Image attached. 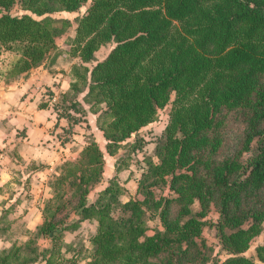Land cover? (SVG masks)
I'll use <instances>...</instances> for the list:
<instances>
[{
    "label": "trees",
    "instance_id": "1",
    "mask_svg": "<svg viewBox=\"0 0 264 264\" xmlns=\"http://www.w3.org/2000/svg\"><path fill=\"white\" fill-rule=\"evenodd\" d=\"M87 2L75 25L54 16ZM15 6L22 13H12ZM0 12V56L18 55L9 79L53 65L57 38L74 25L71 98L54 107L72 122L70 110L83 113L84 103L99 112L117 171L139 162L148 143L141 131L167 112L153 154L140 161L135 196L122 199L115 174L89 198L105 164L90 141L51 180L54 196L35 236L1 250L0 264H264V244L246 254L264 224V0H0ZM233 110L246 124L244 138L221 158ZM213 205L216 220L208 219ZM87 219L97 221L90 248L65 242ZM207 226L216 228L218 251Z\"/></svg>",
    "mask_w": 264,
    "mask_h": 264
},
{
    "label": "crops",
    "instance_id": "2",
    "mask_svg": "<svg viewBox=\"0 0 264 264\" xmlns=\"http://www.w3.org/2000/svg\"><path fill=\"white\" fill-rule=\"evenodd\" d=\"M104 57L98 58L96 54L97 60ZM17 58L18 55L9 51L0 56V251L21 245L35 236L45 220L46 204L54 196L51 180L63 162L76 161L90 141H97L105 152L103 178L90 192L91 200L115 174L126 189L122 199L128 200L137 194L141 175V171L133 174V165L117 171L118 159L107 152V140L98 126L99 112L83 102L84 93L79 95V100L84 103L85 112L70 107L69 114L77 121L72 122L55 109L54 102L69 103L75 80L72 66L78 58L70 62L69 68L54 70L43 64L26 77L9 79V70ZM152 124L141 133L151 129ZM145 138L148 140L146 147L155 145L152 138ZM121 172H127L126 177L123 178ZM96 230V220H84L78 229L65 235L64 241L69 244L82 242L90 248V238ZM83 235L85 240H79ZM39 243L46 247L50 241L40 237ZM76 264H87V260L80 258Z\"/></svg>",
    "mask_w": 264,
    "mask_h": 264
},
{
    "label": "rangeland",
    "instance_id": "3",
    "mask_svg": "<svg viewBox=\"0 0 264 264\" xmlns=\"http://www.w3.org/2000/svg\"><path fill=\"white\" fill-rule=\"evenodd\" d=\"M89 2H87L85 5H83L80 10L74 11V12H69V11H62L54 14L56 18H68L72 21V23L75 25L76 23V18L81 15L85 10L86 7H88ZM12 13L14 14H20L22 11L20 10L19 6L13 7L11 10ZM1 15V12H0ZM74 25H72L62 36L58 38V46H59V51L57 55V59L54 62L53 65L47 63V67L49 68H54V70H59L65 68H69L71 65V61L75 59L71 55L70 48H71V40L75 32ZM114 44L108 43L106 46H104L102 49H100L96 54L98 58L104 57L108 51L112 48ZM167 120V112L165 109L161 110V115L160 119L152 124L150 127L151 129H148L147 131H143L145 136L150 139L152 138L155 139V136L157 134H160L162 131V128ZM246 129V124L242 118V116L239 114V112L233 110L227 113V123L225 125V128L222 130V135H223V145L221 147L219 156L221 158H225L228 156L234 155L242 146L243 138H244V132ZM154 136V137H153ZM154 141V140H153ZM153 144H149L144 151H141L138 155H136L137 159L139 160L138 163L133 164V174L135 173H140L142 170V161L146 156L152 155L153 154ZM248 153H244L243 157H247ZM109 163L107 164V169H109ZM121 176L124 178L127 175V172H121ZM128 194H126L127 196ZM125 198V196H124ZM219 217V213L217 211V208L215 205H213V209L210 211L208 215V219L210 220H216ZM86 228H89V226H86ZM205 236L208 239V242L210 245H214L216 247V251L219 250V246L217 245V238H216V228L213 226H207L204 230ZM79 240L83 241L85 240V235L82 236ZM82 243V242H80ZM259 244H264V224H263V230L262 232L255 237V239L252 241L250 248L246 251V254L248 256H255L256 254V246ZM222 258L225 259L228 255L225 252H222Z\"/></svg>",
    "mask_w": 264,
    "mask_h": 264
},
{
    "label": "built area",
    "instance_id": "4",
    "mask_svg": "<svg viewBox=\"0 0 264 264\" xmlns=\"http://www.w3.org/2000/svg\"><path fill=\"white\" fill-rule=\"evenodd\" d=\"M166 123V122H165Z\"/></svg>",
    "mask_w": 264,
    "mask_h": 264
}]
</instances>
